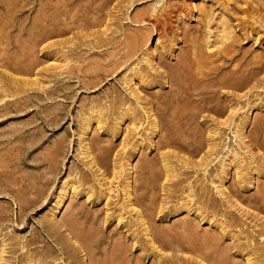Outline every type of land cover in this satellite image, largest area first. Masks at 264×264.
I'll use <instances>...</instances> for the list:
<instances>
[{
	"label": "rangeland",
	"instance_id": "rangeland-1",
	"mask_svg": "<svg viewBox=\"0 0 264 264\" xmlns=\"http://www.w3.org/2000/svg\"><path fill=\"white\" fill-rule=\"evenodd\" d=\"M57 1L0 0V261L4 252L6 264H264V70L241 89L247 72L234 77L264 53V40L244 37L264 35V0L123 8L111 38L133 57L98 87L71 76V66L104 64L97 54L108 48L88 46L93 38L71 52L75 34L94 29L39 37L38 11ZM166 9L189 16L174 18L159 40L152 24ZM152 53L159 74L146 63ZM177 83L200 114L190 133L189 121L158 104ZM150 108L162 119L157 130ZM231 111L233 123L221 126ZM213 144L220 147L208 157ZM251 166L258 176L248 175ZM223 182L245 212L221 198ZM55 225L73 248L56 244Z\"/></svg>",
	"mask_w": 264,
	"mask_h": 264
},
{
	"label": "bare ground",
	"instance_id": "bare-ground-1",
	"mask_svg": "<svg viewBox=\"0 0 264 264\" xmlns=\"http://www.w3.org/2000/svg\"><path fill=\"white\" fill-rule=\"evenodd\" d=\"M49 1H53V0H49ZM138 1H140V0H63V1H61V3H59L57 1V3H55V4L54 3L52 4L49 2L50 4L49 3H48V5L45 4V7L40 9L41 11H38L39 16H41L39 18L42 19V20L40 19V23L37 27L39 29V31L41 32V35L39 37L42 36L41 39L42 38L43 39L41 41L43 43H45V42H47V39H50V38H53L56 36L66 35L69 32L68 31L69 27H71V32L76 30V29H78V30L82 29L84 31L85 30L91 31L93 29L95 30L96 28L102 29V27H103L104 28L103 31L97 30L94 32V30H93V32L89 31L90 33H87V34H83L81 32L79 34H75L77 36L76 39H74V38L71 39V52H74L75 50L79 49L80 47L87 45V42H84V40H89L91 38H93V41H92V43L89 42L90 44L88 43L89 44L88 46H93V47L99 46V47L108 48L107 50H105L103 52V54H97L99 56L100 55L104 56L103 57L104 58V60H103L104 64H102V63L99 64V66L96 67L94 70H87L88 65L79 66L78 69L76 67L72 68V66H71V76L78 78V79L84 78V80H87V81L92 80V83H90L92 85L90 87H98L99 85H101V83H103L105 81L104 77H108L110 75L112 76V75H115L117 73H120L122 71L123 67L126 66V64L129 63L131 61V58L133 57V54L127 53V52H124V54L122 55L120 45L118 46V42H116L115 38H111V35H113L116 31V30L113 31L112 27L116 26L120 20L119 16H117V13H120L123 8H125L129 5L131 6L133 3L138 2ZM173 14H174V12L166 9L162 13H160L156 16V22L154 23V25L152 24V26H154V29H156L157 33L159 34V37H160L159 40L164 36H167V35L169 36L171 31H173V29L176 28V27L173 28L175 25L172 26V24H171L173 22V19L174 18L178 19L180 17V15L181 16L184 15V13L181 11H180V14H175V15H173ZM187 15H184V16H187ZM61 18L63 20H60ZM36 26H37V24H36ZM34 28H36V27H33V29ZM37 28H36V30H38ZM250 28H254V27H250ZM33 31H35V30H33ZM109 32H111L110 36H108ZM253 33H255L258 36L257 42H258V44H260L264 40V35L262 36V30H260V31L253 30L250 32L248 29L247 31H245L244 37L247 36V39H250V37L254 36ZM230 36H229V38H230ZM129 40H130L129 37L127 35H125V41H126L125 45H127V47H130V49H131L132 45H131V43H129ZM57 45H58V43L49 44L46 47H44L43 50L45 51L46 49L55 48ZM110 49L114 50L113 54L110 53ZM153 53L147 59L146 63L151 68V71H153L156 74H159V70L157 68H155V66H154ZM124 58H126V60L123 62ZM187 61L190 62L191 60L187 59ZM246 62L247 63L244 64L246 66V68H243V70L241 69V70L236 71L234 73V77H236V76H242V75H244V73L247 72L245 80L243 79L244 81L241 83V85L237 86L240 89L244 88L245 85L247 86L249 83H251L255 79V77L264 70V53L262 55L253 56L251 65L248 63V61H246ZM251 66L253 67L252 70L246 71V69L250 68ZM256 66H260V67L255 68ZM184 68H186V65ZM185 74L186 75L182 74L184 79H190L191 78L190 73H185ZM38 81L39 80L36 79L35 83ZM235 83L236 82L234 81V84ZM177 84H179V83H177ZM175 85H176V83H175ZM258 85H259V81H258ZM197 88H201V87L198 86ZM252 89H254V88H252ZM177 91L178 92L175 94V91L171 90V92L166 96L167 100L164 102H160L158 104L159 105L165 104L167 108H172L173 109L172 117L174 119H180V120L182 119V120L189 121L190 123H189L188 127H184L186 129L185 132L187 133V132H189L190 127L194 124V120H197L196 117L200 114H192L193 110H191V109L194 108L192 100L185 99L183 96L185 93H189L187 88H185V86L182 87V84L180 83L178 85ZM170 94H173V96L169 97ZM133 95L136 97L139 95L137 89L133 90ZM206 100H207V97H205V96H202L200 99L201 102H205ZM113 102L117 103V100H113ZM195 105H198V104H195ZM257 107L259 108V106H257V105L250 107L248 112H251L252 110L256 109ZM152 108H150L148 111H146L145 114L147 116H149L148 120L153 119L152 127H153V129L157 130L158 127L160 126L161 122H162V119H161L159 113L152 110ZM201 109H204V106L201 107ZM225 109H227V108H225ZM197 111H199V109H197ZM218 113L223 114L221 112H218ZM234 115H235V112L231 111L229 117L224 122L220 123V125L227 127L228 124L233 123L234 119L232 116H234ZM141 117H142L141 113L139 111H135L134 112V118L135 119H133V121L135 122L136 119L140 120ZM100 118L102 119V117H100ZM246 118H249V117H246ZM86 121H88V118L86 119ZM241 125H242V128L239 130L238 137L241 139L242 142H244L245 137L243 136V134H244V129H245V126L247 125V123L243 122ZM85 126H86V129L88 130L89 126L88 125H85ZM219 131H220V133H219ZM213 133H215V136L219 135L221 137V129L217 128V130H215ZM244 144H245V142H244ZM218 147H220V146H218L217 144H213V145L209 146L207 156L210 157L212 154L217 153ZM207 165H208L207 159H202L199 163L200 168L207 166ZM230 165H233V163H231ZM241 165H242V162H241ZM258 167L251 166L249 168L248 175L249 174H252V175L255 174L258 176L260 173L259 169H257ZM166 169H168V168H166ZM223 169H225V167H223ZM240 174H241V171H239V175ZM221 187H222V190L219 191L220 192L219 195L221 196V198H224L223 200H225L226 204L229 205V207L234 206V207H237V209H240L241 211L245 212L244 206L242 205V203L238 199L237 194H236V196H233L231 194V192H228V190H225L224 189L225 188L224 182L222 183ZM262 191L264 192V190H262ZM263 200H264V198H263ZM263 205H264V203H263ZM161 209H164V208H161ZM161 209H160V211L162 212ZM51 233H53L54 236H56L55 242L57 245H67V247L69 249L73 248L71 246L73 243L71 245H69V243H67L68 242L67 239L63 237V235L61 233V227H59V226L54 227V229H52ZM70 243H71V240H70ZM3 251H5V250H3ZM4 254L5 253L3 252V256H4ZM3 256H2L0 262H1V264H6L7 262H5ZM123 264H125V263L123 262ZM247 264H252V262L248 261Z\"/></svg>",
	"mask_w": 264,
	"mask_h": 264
}]
</instances>
